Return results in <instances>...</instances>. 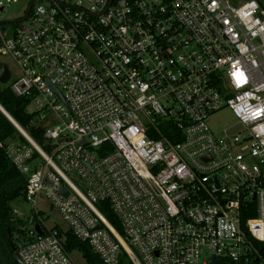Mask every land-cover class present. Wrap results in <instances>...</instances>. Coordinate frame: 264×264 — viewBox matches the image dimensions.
Returning <instances> with one entry per match:
<instances>
[{"label": "built area", "instance_id": "1", "mask_svg": "<svg viewBox=\"0 0 264 264\" xmlns=\"http://www.w3.org/2000/svg\"><path fill=\"white\" fill-rule=\"evenodd\" d=\"M83 1L0 21L44 140L2 112L27 142L0 139L30 206L12 208L23 264H74L62 231L103 264H264V0ZM222 107L236 132L208 126Z\"/></svg>", "mask_w": 264, "mask_h": 264}, {"label": "trees", "instance_id": "2", "mask_svg": "<svg viewBox=\"0 0 264 264\" xmlns=\"http://www.w3.org/2000/svg\"><path fill=\"white\" fill-rule=\"evenodd\" d=\"M28 104L29 101L26 98L14 95L9 85L0 87V106L34 139L36 143L42 145L43 131L41 127L30 124L33 114L28 112ZM0 139H15L27 143L1 110ZM24 190V177L9 161L4 151L0 149V264H18L14 257V252L7 240V229H10L12 239L15 241L16 233L21 231L18 230L20 229L19 226L25 225L23 221L15 218L11 206L12 202L21 200L24 195ZM106 215L114 223L116 228L121 231L115 216L109 212H106ZM60 234L63 238V245L66 251L71 253L73 250H78L81 252L87 264H103L86 242L78 240L70 231H62ZM257 247L261 258L264 259V243H258ZM126 259L127 257L121 255L118 264H122Z\"/></svg>", "mask_w": 264, "mask_h": 264}, {"label": "rangeland", "instance_id": "3", "mask_svg": "<svg viewBox=\"0 0 264 264\" xmlns=\"http://www.w3.org/2000/svg\"><path fill=\"white\" fill-rule=\"evenodd\" d=\"M63 1H66L67 3L73 5L87 6L85 1L83 0H63ZM227 2L231 4H236L237 0H227ZM38 3L39 2H35V5H37ZM23 15H24L23 10H19L17 8V2H4V8L3 10L0 11V21L5 22L6 36L11 35V33L13 32L16 26V22L19 19H21ZM0 64L6 65L10 74V78L6 83L0 82V87L9 85L13 80H15L21 74L19 66L9 54L0 53ZM207 124L210 127V129L215 134L218 135L223 134L226 131H228L229 133L236 132L239 128L238 125H235L236 124L235 116L228 107H222L221 109L211 114L207 119ZM37 125L38 124L36 123L34 126ZM48 127H51V125H48ZM41 146H44V140ZM11 206L12 208L17 209L20 212L21 211L25 212L30 207L28 203L22 200H17L12 202ZM41 207H45L44 204H41ZM54 219L60 228L66 229L65 224L60 220L57 213L55 211L49 212V218L47 222L48 225H51ZM69 255L74 264H87L81 252H79L78 250H73ZM126 260L123 261L122 264H130L129 261Z\"/></svg>", "mask_w": 264, "mask_h": 264}, {"label": "water", "instance_id": "4", "mask_svg": "<svg viewBox=\"0 0 264 264\" xmlns=\"http://www.w3.org/2000/svg\"><path fill=\"white\" fill-rule=\"evenodd\" d=\"M24 2H25V0H21L18 3L17 8L20 9L22 7V5H23ZM2 29H4V28L2 27ZM0 53L5 54V52L2 51V50H0ZM9 77H10V74H9V71H8V68L6 67V65L0 64V82L1 83H6L9 80ZM0 109L2 110L3 108L1 107ZM27 109H28V112L29 113L32 112V107L31 106H28ZM3 110H2V112L7 117H10V115L5 110L4 111ZM19 145H22V144H19ZM62 191L64 192L65 190L63 189ZM65 193H66V191H65ZM36 230L37 231H40L37 225H36ZM7 240L9 242V245H10L11 249L14 252V257L17 260L18 264H23V262L21 261L19 255L16 252V247H15L14 241L12 239V235H11L10 229H7Z\"/></svg>", "mask_w": 264, "mask_h": 264}]
</instances>
